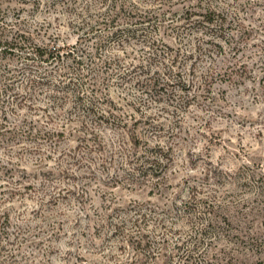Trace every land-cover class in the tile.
<instances>
[{
    "label": "rangeland",
    "instance_id": "obj_1",
    "mask_svg": "<svg viewBox=\"0 0 264 264\" xmlns=\"http://www.w3.org/2000/svg\"><path fill=\"white\" fill-rule=\"evenodd\" d=\"M47 1L0 0V39L18 30L34 43H74L79 30L68 25L66 1ZM161 1L158 7L140 2L139 9L153 10L150 24L159 28L146 30L156 46L177 53L170 75L158 63L163 58L156 57L149 69L139 66L148 63V49L134 39L125 51L107 39L99 57L90 60L86 51L99 34L105 37L103 25L81 41L82 70H93L101 97L96 104L118 124L110 118L85 133L68 113L71 99L49 121L43 108L50 84L34 93L36 110L21 109L34 131H41L37 137L18 146L6 139L9 133H0V214L10 212V224L0 233V264H133L131 245L113 230L122 220L135 235L147 234L149 264H264V0H210L225 17L224 38L192 21L201 18L209 0ZM144 26L149 25L122 28H137L140 35ZM229 35L236 49L232 39L225 41ZM3 54L0 74L9 66L23 78L49 66ZM127 69L130 76L123 73ZM90 78H78L83 90ZM144 78L166 83L145 94L136 80ZM7 98L0 95V107ZM18 119L8 114V122L22 127ZM1 122L6 124L0 112ZM60 125L63 133L50 140L44 132ZM35 144L45 157L40 165L39 154L28 150ZM146 157L156 158L136 170V160ZM5 166L13 168L12 179L2 173ZM18 178L32 187L4 201L6 179ZM142 213L145 219L129 227V219Z\"/></svg>",
    "mask_w": 264,
    "mask_h": 264
},
{
    "label": "trees",
    "instance_id": "obj_2",
    "mask_svg": "<svg viewBox=\"0 0 264 264\" xmlns=\"http://www.w3.org/2000/svg\"><path fill=\"white\" fill-rule=\"evenodd\" d=\"M34 2H38V0H33ZM64 0H48V6H56L58 3H61ZM66 1V11L70 14L68 25L73 30H79L78 39L72 43H61L56 45H50L49 43H34L29 40L30 36L27 31H13V33L7 34L2 39H0V52L4 54H11L15 58H22L23 60H32L34 61L37 66H41V64H49L47 68L44 70H33L29 69L31 72L25 75V77L20 78L21 70H17L12 67L7 66V69L4 74H0V79L3 80V86L0 87V95L4 94L6 97L10 96V98L4 99L2 101L5 102L2 107H0V112L2 113L3 119L6 121L5 123H0V133L7 134L6 139H10L15 143L19 144L22 139H32L37 133L39 135L41 131L37 130L34 131L33 122L27 119V114L21 112L23 107H27L30 111L36 110L37 105L35 103V96L34 93L37 91L40 85H52L50 87L49 93L47 94L48 103L43 108L44 111H47L45 117L47 119L53 120L58 118L62 113L58 112L57 110L64 111V104L67 103L68 100H72V105L68 110V113L79 120L81 125L84 127L85 133L94 132L95 126L100 125L104 122H108L110 118L111 124L115 125V123H119L120 121H116L115 115L111 112L109 114V110L101 109L96 102L98 99L101 98L95 91L94 82L96 77L93 75L92 69H87L86 73L83 72L81 63L82 55L85 52L84 46L82 45L81 41L86 39L87 36L95 34V29L98 26L103 25L105 27L106 32L104 36L98 35L96 37V42L94 47L91 51L88 52L89 59H95L99 57L101 54V50L104 48L105 43L108 41L107 39H112L116 43V50H126L125 43L129 42V39H134L138 43L141 44V49H148V56L146 57L147 62L145 65L140 63L139 66L149 69L151 64H154L156 57L162 59V61L158 60L160 67H162L165 71L164 74H169L173 71V66L176 64V54H172L171 51L168 50V45L164 49H159L157 44V38L151 40L149 36V27H153L156 31L159 28V25L156 24L155 21H152L154 24H150L151 13L153 10H146V9H139V3L150 2V6L158 7L162 6L161 0H65ZM184 1V0H178ZM78 4V5H77ZM206 7L200 19L192 20L194 23H199L202 25L200 31L207 32L209 35L213 37H225V33L222 31L223 26L225 23V17L221 11H217L212 7L210 4V0L206 3ZM160 17V13H158ZM164 13L162 12V16ZM157 16V15H156ZM156 17V20L158 19ZM163 19V18H162ZM189 19V18H188ZM147 22V25L140 28V35L137 33L136 29H126L122 28V25H130V24H144ZM161 22V19L159 20ZM160 24V23H158ZM148 27V28H147ZM101 31V30H100ZM229 38H225V41H229L230 47L232 49H236L238 47L237 41L229 35ZM106 41V42H105ZM213 42V41H212ZM217 42V41H216ZM155 44V45H154ZM163 44V43H162ZM219 46H221L218 43ZM193 50H188L185 52H189L191 55ZM179 53V52H178ZM3 54V55H4ZM143 57V56H142ZM106 59L104 60L105 65L107 63ZM112 60H118V56H114ZM158 63H155L157 65ZM158 66V65H157ZM135 67V65H134ZM28 68V67H27ZM26 69V68H25ZM131 69H127V71H123L126 75L130 76ZM58 76V80L55 82L52 81V77L54 75ZM123 74V75H125ZM84 78L88 75L91 76L88 83L85 85V90L82 89V85L78 82V78L80 76ZM77 76V77H76ZM101 79H105L104 76H101ZM129 78V77H128ZM137 83L143 89V93L149 94L152 91V88L155 89L157 86H164L166 83L165 80H159V78H144V79H136ZM19 83L18 86H16ZM103 83V82H102ZM185 83V81H184ZM71 85V87H70ZM87 86V87H86ZM89 91V92H88ZM88 92V93H87ZM91 93V96L88 102H84L83 96L86 94ZM8 95V96H7ZM160 96V95H159ZM55 109V113L53 115L48 110ZM19 111V112H18ZM8 114L17 115L19 117L18 121L22 122V127H18L16 122H8ZM2 119V118H1ZM67 120L68 119L67 117ZM91 125H88V121ZM65 125V123H64ZM64 125H60L58 129H50L45 131V135L50 139L53 140L56 135L63 133ZM88 125V127H87ZM90 126V127H89ZM55 141H52L54 144ZM28 150L32 153L39 154V157L35 159V163L40 165L42 164L43 160L45 159L44 155H40L41 148L39 145H28ZM54 150V149H53ZM48 151H52L48 150ZM152 159L140 160L137 159L136 161L139 162L140 166L136 168L140 169L144 168L145 162L151 163L153 162ZM11 160V159H10ZM138 165V164H137ZM4 175H7V178L14 176V170L10 166H5L4 170L2 171ZM20 178V177H19ZM10 181L6 179L7 184V192L6 197H2L3 200H7L12 198L15 194H20L23 192L24 189L32 187V183L22 185L19 180ZM11 183V184H10ZM13 183V184H12ZM139 217L145 219V214L142 213L139 216L137 215L136 218H130V226L134 227L140 223ZM125 220L118 221V223H114L113 230L123 232V239L125 240L127 245H131L132 248V256L131 259L133 260V264H149L147 258L151 257L148 251L149 239L145 232L140 231L139 234L135 235L133 229H127L125 226ZM10 224V212L9 210H4L0 214V233H4V227ZM19 231L16 232L20 233L22 229L18 228ZM126 230V231H125ZM139 255H143V258H138ZM16 254L14 252H10L8 255L9 259H15ZM188 258V257H186ZM180 264V263H179ZM187 264V263H185Z\"/></svg>",
    "mask_w": 264,
    "mask_h": 264
}]
</instances>
